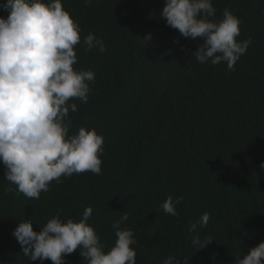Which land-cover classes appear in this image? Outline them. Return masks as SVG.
I'll list each match as a JSON object with an SVG mask.
<instances>
[{
    "label": "trees",
    "instance_id": "16d2710c",
    "mask_svg": "<svg viewBox=\"0 0 264 264\" xmlns=\"http://www.w3.org/2000/svg\"><path fill=\"white\" fill-rule=\"evenodd\" d=\"M62 4L82 29L74 68L95 72L87 103L69 101L78 108L69 113V135L94 128L103 136L102 171L61 177L36 200L16 193L0 163V264H41L12 235L19 222L30 218L38 232L57 214L78 221L88 207L105 252L116 240L113 222L126 212L121 227L139 242L136 264L168 256L181 264L185 256L189 264H235L264 242V0H212L216 19L231 11L242 21L237 40L252 41L234 71L193 57L200 42L166 25L164 0ZM89 33L105 52L86 50ZM169 195L184 197L175 217L161 208ZM205 212L207 226L190 233ZM195 235L213 241L197 251ZM63 259L87 264L79 248Z\"/></svg>",
    "mask_w": 264,
    "mask_h": 264
},
{
    "label": "clouds",
    "instance_id": "9594fccd",
    "mask_svg": "<svg viewBox=\"0 0 264 264\" xmlns=\"http://www.w3.org/2000/svg\"><path fill=\"white\" fill-rule=\"evenodd\" d=\"M164 5L160 16L166 25L200 42L192 54L199 63H226L229 71L235 70L252 43L251 38L237 40L242 23L237 16L225 10L223 19L217 20L212 0H164ZM2 7L8 15L0 16V163L17 194L39 200L51 182H62L61 177L88 171L101 174L103 136L94 128H80L69 135V113L78 111L77 104L69 101L87 103L95 72L74 68L78 61L74 48L82 29L62 0H6ZM84 43L86 50L106 51L103 40L93 33L84 37ZM259 167L264 168V163ZM5 192L12 193L13 188ZM183 199L169 195L161 208L175 217ZM92 211L86 208L78 221L57 214L38 232L29 218L19 222L12 235L31 262L65 264L63 257L79 248L87 264H136L134 246L139 242L133 230L121 227L128 214L113 222L116 240L105 252L99 235L88 224ZM209 219L210 213L205 212L189 232L195 233L198 225L207 226ZM212 241L210 236L195 235L192 245L198 251ZM162 264H181V260L168 256ZM183 264H189V257H184ZM235 264H264V242L242 259L236 257Z\"/></svg>",
    "mask_w": 264,
    "mask_h": 264
}]
</instances>
